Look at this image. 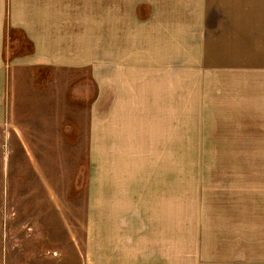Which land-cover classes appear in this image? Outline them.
I'll use <instances>...</instances> for the list:
<instances>
[{"label": "rangeland", "instance_id": "obj_1", "mask_svg": "<svg viewBox=\"0 0 264 264\" xmlns=\"http://www.w3.org/2000/svg\"><path fill=\"white\" fill-rule=\"evenodd\" d=\"M97 50L99 60L103 42ZM122 64L142 66L131 57ZM257 67L223 77L201 72L193 82L207 92L195 125L178 124L176 156L126 159L121 181L92 156L88 122L100 96L93 82L71 79L57 94L48 73L49 93L34 94L41 103H23L0 125V264H264V68ZM33 107L47 112L42 126ZM202 114L210 120L200 126ZM188 116L180 106L178 123ZM114 161L104 164L114 169Z\"/></svg>", "mask_w": 264, "mask_h": 264}, {"label": "crops", "instance_id": "obj_2", "mask_svg": "<svg viewBox=\"0 0 264 264\" xmlns=\"http://www.w3.org/2000/svg\"><path fill=\"white\" fill-rule=\"evenodd\" d=\"M130 57L141 68L124 70ZM257 63L264 68V5L257 0H0V125L18 117L23 103L43 100L34 94L49 93L48 73L57 94L87 77L100 95L88 122L92 156L116 181L126 177V159L176 156L178 124L195 125L207 92L193 82L201 72L263 70ZM229 102L221 100L227 109ZM180 106L189 116L178 123ZM31 112L42 126L47 112ZM105 158L115 160L114 169Z\"/></svg>", "mask_w": 264, "mask_h": 264}]
</instances>
